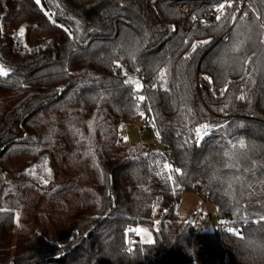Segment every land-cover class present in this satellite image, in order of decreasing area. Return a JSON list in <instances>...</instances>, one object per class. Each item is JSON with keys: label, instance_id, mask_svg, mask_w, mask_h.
<instances>
[{"label": "trees", "instance_id": "trees-1", "mask_svg": "<svg viewBox=\"0 0 264 264\" xmlns=\"http://www.w3.org/2000/svg\"><path fill=\"white\" fill-rule=\"evenodd\" d=\"M222 2L41 0L42 11L0 0V65L10 69L0 77V264H264V0H233L219 21L193 26ZM131 38L141 41L135 61ZM117 62L144 76L138 110ZM156 66L168 69L166 86ZM140 112L167 151L122 143L121 123ZM205 124L196 143L190 129ZM240 140L230 161L223 153ZM157 160L182 170L178 187L156 174ZM188 191L230 227L204 231L200 213L181 220ZM156 218L154 242L129 231Z\"/></svg>", "mask_w": 264, "mask_h": 264}, {"label": "snow or ice", "instance_id": "snow-or-ice-1", "mask_svg": "<svg viewBox=\"0 0 264 264\" xmlns=\"http://www.w3.org/2000/svg\"><path fill=\"white\" fill-rule=\"evenodd\" d=\"M34 2L38 5L41 6V10L44 11L43 6L41 5V0H34ZM233 6V0H225V2H222L219 4V7L216 9L217 11L221 12V14H223L224 10L226 8H231ZM44 14L46 16H48V18L50 20H52V15L49 14V12L45 11ZM248 14L247 12H245L243 14V16L241 17V19H243L244 17H246ZM216 19L219 21L221 19V16H217ZM236 17L235 15L232 16V20L235 21ZM260 17L257 16V20H259ZM54 22V21H53ZM261 28H264V23L260 24ZM25 32V29L23 27H21L18 31V35L19 36H23ZM184 43H187V40L184 41ZM199 44H207L208 41H199ZM243 44V41H237L233 47H231L228 51L230 52H239L241 50V45ZM141 45V41L139 39L136 38H131V40L129 41L128 44H126L124 47L126 48V51L128 52V55L131 57V59L133 61H135L136 59V53L139 51V47ZM197 49V43H193L192 44V52H195ZM225 55H227V53H225ZM189 55H186L183 59L186 61L189 58ZM222 63H225L226 61H221ZM116 67L117 68H121L122 69V65L119 64L118 62L116 63ZM137 71H139V69H137ZM154 71H158V76H157V81L162 82L161 86H166L167 85V74H168V69L165 68H161L160 66H156V68L154 69ZM10 74V69H6L3 65H0V77H8ZM124 75L126 76L127 73H124ZM205 79H211L210 77H205ZM125 86H128L130 88V99L133 100L135 103V107L137 108V110L139 109V105L140 103H143L146 100V96L143 94H139L142 93L144 90V85L139 81V80H132L131 78L129 79H125L122 82ZM231 83V82H229ZM153 88L156 87V84L152 85ZM165 90L167 91V88H165ZM228 91V87L227 85L221 89V95L223 96L226 92ZM106 97L103 96V94H101L100 99H105ZM246 97L244 94L240 95L237 97V99L239 100H244ZM183 99V98H182ZM231 100L229 99L228 103H230ZM228 103H225L224 108L228 107ZM150 107H149V111H150ZM224 109H220V111H223ZM188 113L189 115H191V109H188ZM140 115L143 116L144 113L140 112ZM188 119V116H185V120ZM91 126V125H90ZM208 125H202L199 127H196L195 129H190V132L193 134L195 142L199 143L205 135H207L208 132ZM191 138V137H190ZM185 143H188V141H185ZM231 143V142H230ZM246 145L245 142L243 140L238 141V143H231V149L229 151H225L223 153V155L225 157H228L229 160H233L236 156V150L237 149H245ZM154 163L156 164V167L159 168V171L156 173L157 175H160L162 178L165 177L166 174V179L170 182H172L174 187H178V181L176 179V175H183V172L180 168H173L171 164H169L168 162H163L161 163V161L157 160L154 161ZM228 167H235L236 165L229 163L227 165ZM34 171V170H33ZM40 179H43L42 177H40ZM44 183H47V180L43 181ZM228 187L231 188L232 184L229 183ZM228 195H231L232 193H227ZM4 211H8V209L6 208H0V212H4ZM260 221H264V216H262L260 218ZM258 221V222H260ZM129 231L135 232L137 234L141 233L142 231H146L140 228H135V229H129ZM229 232H233L234 229L229 228L228 229ZM148 243H151V240L148 241ZM129 252L132 251L131 248L128 249Z\"/></svg>", "mask_w": 264, "mask_h": 264}, {"label": "rangeland", "instance_id": "rangeland-1", "mask_svg": "<svg viewBox=\"0 0 264 264\" xmlns=\"http://www.w3.org/2000/svg\"><path fill=\"white\" fill-rule=\"evenodd\" d=\"M144 116H139L135 121L133 122H123L120 125V135L122 137L121 141L123 144H131L133 142L142 141L143 143L147 145H151L153 141L156 143L155 149L157 150H165L166 146L164 143H162L155 132L149 133H142L141 127L144 124ZM12 179L10 178L9 181ZM44 180H47L49 182V179L47 177H44ZM176 212L181 220H188L191 218V216L200 213L204 216H214L216 215V207L211 204L203 194H199L196 191H188L186 192L181 202L176 207ZM19 214V213H18ZM18 218V215H17ZM160 219L156 218L154 220V223L152 224H146L141 223L138 224L135 228H140L146 231H142L141 233L137 234L138 237L142 242L148 243L149 240L151 242L155 241L156 238V229L160 228ZM220 223L219 217H213V225L217 226ZM16 239H17V231L19 228V222L17 221L16 225ZM15 239V242H16Z\"/></svg>", "mask_w": 264, "mask_h": 264}, {"label": "built area", "instance_id": "built-area-1", "mask_svg": "<svg viewBox=\"0 0 264 264\" xmlns=\"http://www.w3.org/2000/svg\"><path fill=\"white\" fill-rule=\"evenodd\" d=\"M218 7L219 6L215 7L214 9H211L209 11V13L207 15H205V16H202V17H199V18L198 17H194L193 26L194 27H199L202 24H206V23L207 24L208 23L211 24V23L217 21L216 17L218 15L221 16V18L224 17L227 14V8L224 10L223 14H221V12L216 10ZM120 72L121 73H127L126 76H128L132 80H139L143 84L144 76L140 72H133V71L128 70L125 67H122ZM139 94H142V93H139ZM141 132L142 133H149V134L154 132L152 125L150 124V122L146 118H144V124L141 127ZM152 145L154 147H156V143L154 141H153ZM167 150H168V148H166L165 150H162V151L165 152ZM211 217L212 218L213 217H218V214L216 213V215L211 216ZM230 223H231L230 218L221 217L220 218V223L217 226H215L214 228H217V227L227 228V227H230ZM231 228L234 229L235 232L239 231V226H231ZM224 262H225V264H234V261H233V259L231 258L230 255L226 256V258L224 259Z\"/></svg>", "mask_w": 264, "mask_h": 264}, {"label": "crops", "instance_id": "crops-1", "mask_svg": "<svg viewBox=\"0 0 264 264\" xmlns=\"http://www.w3.org/2000/svg\"><path fill=\"white\" fill-rule=\"evenodd\" d=\"M199 227L204 231L213 232L215 226L213 225V218L211 217V215L209 216L201 215L199 219Z\"/></svg>", "mask_w": 264, "mask_h": 264}]
</instances>
